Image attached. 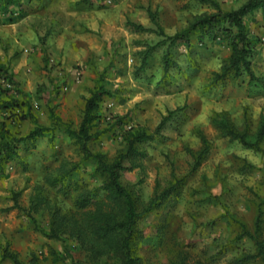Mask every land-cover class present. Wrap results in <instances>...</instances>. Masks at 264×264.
<instances>
[{"label": "rangeland", "instance_id": "rangeland-1", "mask_svg": "<svg viewBox=\"0 0 264 264\" xmlns=\"http://www.w3.org/2000/svg\"><path fill=\"white\" fill-rule=\"evenodd\" d=\"M18 2L20 6L0 13V60L10 66L40 123L50 124L51 106L77 129L86 98L103 77L105 87L117 94L102 102L97 138L90 145L113 160L125 149V130L137 126L154 130L164 116L178 109L154 140L140 146L144 156L132 161L135 167L121 173L139 207L175 178L186 177L178 196L139 222L144 233L138 252L143 264H230L255 254L251 239H238L242 230L235 219L252 231L257 211H264V140L259 150L247 148L224 137L212 120L215 113L226 111L237 130L247 129L249 138L255 139L264 118V9L245 18L256 47L252 66L257 80L251 83L245 73L218 82L216 74H221L231 48L225 41L211 42L199 34L190 46L180 41L171 48L173 63L165 75L162 57L169 42L155 32H134L129 26L135 22L156 29L151 11L165 33L173 35L195 16L214 11L196 0ZM219 2L224 9H237L243 0ZM150 47L155 51L139 72L143 52ZM9 127L25 135L33 123ZM197 129L208 137L211 149L198 171L191 173L190 152L202 146ZM19 151L25 156L22 146ZM25 160L26 165L9 162L0 173V242L9 243L28 264L33 256L37 264H72L71 258L91 264L77 240L45 236L43 232L51 229L52 210L41 204L35 212L31 204L41 194L67 214L75 211L73 197L81 193L96 192V199L105 200L96 163L89 160L72 173L70 183L78 189L64 198L45 182L62 161L71 167L82 160L63 127L53 142L40 138ZM246 264L263 263L257 258Z\"/></svg>", "mask_w": 264, "mask_h": 264}, {"label": "trees", "instance_id": "trees-1", "mask_svg": "<svg viewBox=\"0 0 264 264\" xmlns=\"http://www.w3.org/2000/svg\"><path fill=\"white\" fill-rule=\"evenodd\" d=\"M201 4L209 5L214 9L212 13L195 16L189 24L173 35L165 33L158 23L155 13L149 11L152 22L156 29L145 27L143 24L129 22L134 32H155L165 37L168 44L166 53L162 57L163 70L166 75L172 67L171 48L178 42L183 41L188 46L195 34L207 38L211 42L225 41L231 48V54L222 68L218 82L230 74L239 76L247 74L250 82L257 80L252 66L255 54V42L249 36L245 18L258 9H264V0H243L237 9L222 8L219 0H196ZM20 6L18 0H0V13H6L11 6ZM155 47L147 48L143 52L139 72H143L152 57ZM117 92L105 87L103 77H100L96 87L86 98L83 117L79 127L73 128L71 122H64L55 112L54 108L48 107L50 124L40 123L34 112L31 102L24 98L20 84L11 71L10 66L0 60V173H3L11 161H17L26 165V158L32 155L36 149V143L40 138L49 137L53 142L56 131L63 127L67 135L76 143L81 154V162L72 164L71 167L62 161L54 173L45 177L46 184L56 194L69 198L77 185H72L71 175L81 165L89 160L96 163L95 171L102 179L101 189L106 193V199L100 201L93 194H79L73 197V212L63 213L60 208L53 205L51 199L41 194L36 195L31 207L36 212L37 205L45 204L51 209V229L45 236L52 239L68 237L75 239L80 244L91 264H143L139 255V248L144 239L143 230L139 226L142 218L153 214L171 196H178L184 185L186 177L175 178L174 182L155 196L143 207H139L134 193L128 189L121 180V173L135 167L132 161L137 157L144 156L140 146L154 140L178 113V109L170 111L164 116L154 130L148 127L137 126L125 130L123 140L125 149L115 159L110 160L105 153L94 151L91 143L97 138L95 132L96 121L99 119L100 106L106 98L116 96ZM30 121L32 129L25 135L14 132L9 125ZM213 123L224 137L235 141L247 148L260 149V142L264 140V118L261 120L254 140L248 136V130L239 131L228 112H217L213 116ZM200 140L201 148L196 152H190L194 158L191 173L197 172L203 164L211 149V142L200 130H195ZM20 146L25 151V156L19 151ZM131 163V164H130ZM129 164V165H128ZM233 218V217H231ZM242 232L238 239L248 237L256 245V253L236 258L230 264H246L260 258L264 264V211L260 208L254 220L253 230L236 220ZM67 257L71 258L68 255ZM72 264H81L71 258ZM28 264L19 258L18 254L10 248V244L0 242V264ZM29 264H37V257Z\"/></svg>", "mask_w": 264, "mask_h": 264}]
</instances>
